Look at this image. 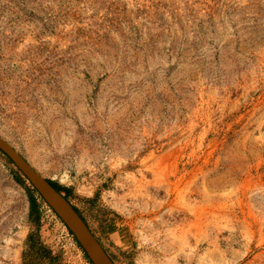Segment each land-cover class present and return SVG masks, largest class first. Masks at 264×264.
Wrapping results in <instances>:
<instances>
[{"label": "rangeland", "instance_id": "374dc122", "mask_svg": "<svg viewBox=\"0 0 264 264\" xmlns=\"http://www.w3.org/2000/svg\"><path fill=\"white\" fill-rule=\"evenodd\" d=\"M0 135L116 264H264V0H0ZM31 185L0 264H91Z\"/></svg>", "mask_w": 264, "mask_h": 264}, {"label": "water", "instance_id": "95a60500", "mask_svg": "<svg viewBox=\"0 0 264 264\" xmlns=\"http://www.w3.org/2000/svg\"><path fill=\"white\" fill-rule=\"evenodd\" d=\"M0 149L9 156L42 198L65 222L94 264H116L75 205L65 197L63 191H59L50 183L49 177L43 175L2 135Z\"/></svg>", "mask_w": 264, "mask_h": 264}, {"label": "trees", "instance_id": "16d2710c", "mask_svg": "<svg viewBox=\"0 0 264 264\" xmlns=\"http://www.w3.org/2000/svg\"><path fill=\"white\" fill-rule=\"evenodd\" d=\"M20 180L22 181V179L20 178ZM48 180L50 181V183L55 186L59 191H63L65 188L60 185L59 183H57L56 181H54L53 179L48 178ZM29 194H30V200L33 206H37L38 205V198L39 196L36 195V193L38 192L36 190L35 187H33V185L27 187ZM65 197L68 198V195L65 194ZM76 207V206H75ZM77 209V207H76ZM69 229V228H68ZM69 231L72 233V231L69 229ZM73 234V233H72ZM75 240L77 241L78 245L82 248V250L84 251L85 256L87 257V259L90 261L91 264H94L93 261L90 259L89 255L87 254V252L84 250V248L82 247V245L80 244V242L78 241V239L76 238V236L74 235Z\"/></svg>", "mask_w": 264, "mask_h": 264}]
</instances>
